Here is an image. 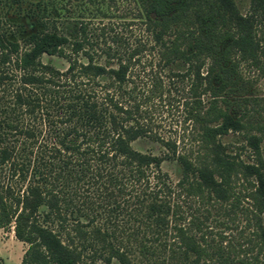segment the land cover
Instances as JSON below:
<instances>
[{
    "label": "trees",
    "instance_id": "trees-1",
    "mask_svg": "<svg viewBox=\"0 0 264 264\" xmlns=\"http://www.w3.org/2000/svg\"><path fill=\"white\" fill-rule=\"evenodd\" d=\"M140 4L132 41L0 0V228L27 244L19 264H85L91 237L106 264H264V0Z\"/></svg>",
    "mask_w": 264,
    "mask_h": 264
},
{
    "label": "rangeland",
    "instance_id": "rangeland-1",
    "mask_svg": "<svg viewBox=\"0 0 264 264\" xmlns=\"http://www.w3.org/2000/svg\"><path fill=\"white\" fill-rule=\"evenodd\" d=\"M235 2L242 11H245V9L248 8L250 0H235ZM8 3L11 4L12 7H20L23 11L37 7L43 8L44 6L47 9L57 7L67 16L80 17L87 20L90 28L95 32L101 31L102 25L115 23L116 29L132 41L149 38V33L142 22L144 17L140 0H8ZM47 9H44L43 12L47 13L49 11ZM16 20L22 22L23 18L19 16ZM29 30L30 29L27 27L24 33H27ZM12 37L19 38L20 36L19 33L15 32ZM42 59L44 61L53 62L59 68H65L67 66V61L56 55H48L44 53L42 54ZM250 72L255 73L254 75H256L260 70L252 67ZM256 83L264 92V74L258 77ZM222 140L234 141L236 140V134H226L222 137ZM132 145L143 152H151L157 155H160L162 152L161 144L148 137H138L132 142ZM261 146L264 156V141L261 143ZM239 153L240 157L249 160L245 151H240ZM161 167L168 172L172 180L177 179L179 171L178 164L175 160L164 159L161 162ZM225 215L220 212L217 214V211L212 210V214L208 221L210 223L211 220V223H214L212 224L214 229H223V224L217 222V220H213V217L214 219L220 220ZM262 220L264 224V211L262 213ZM239 221L240 226L245 223L243 217H240ZM78 245H80L82 253L84 254L85 264H90L94 260L98 264H106L103 259L106 250L103 248V243L96 238L91 237L82 243H78ZM26 246V243H23L14 236L12 230L0 228V264H19ZM93 249L96 250V259L91 258L92 256L89 254ZM109 264L121 263L116 258H112Z\"/></svg>",
    "mask_w": 264,
    "mask_h": 264
}]
</instances>
